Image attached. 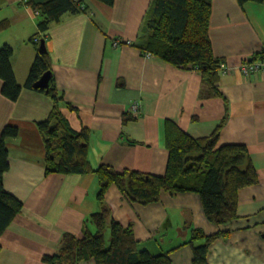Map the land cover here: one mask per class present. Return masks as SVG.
Returning a JSON list of instances; mask_svg holds the SVG:
<instances>
[{"label": "crops", "instance_id": "0c3cea01", "mask_svg": "<svg viewBox=\"0 0 264 264\" xmlns=\"http://www.w3.org/2000/svg\"><path fill=\"white\" fill-rule=\"evenodd\" d=\"M85 4L87 12L65 14L50 27L46 46L63 95L60 108L74 129H89L94 167L108 164L119 171L164 174L169 157L165 121H174L194 137L209 136L228 105L218 145L245 144L259 173L258 183L239 190L238 217L227 225L207 219L197 193L163 192L159 202L145 205L115 185L105 194L112 216L131 225L141 246L153 253L172 249L173 264H192V248L184 244L192 228L207 234L229 231L228 237L211 244L209 264H264V69L250 74L239 69L264 50V2L241 6L238 0L212 1V48L229 70L220 72L223 95L207 99L200 97L199 70L147 56L136 45L144 38L152 0ZM5 18L11 24L0 30V46L13 47L15 74L24 85L37 54L30 38L37 31L38 16L25 0H0V21ZM116 40L123 43L116 46ZM2 86L0 78V136L9 124L19 130L7 140L4 186L24 207L0 238V264H48L43 256L58 250L62 234L82 237L85 220L101 209L99 181L95 173H46V148L37 124L49 115L52 98L23 86L18 99L11 100L2 94ZM133 102H140L141 113L133 114ZM127 115L134 119L125 122ZM87 227L95 229L91 223Z\"/></svg>", "mask_w": 264, "mask_h": 264}, {"label": "trees", "instance_id": "16d2710c", "mask_svg": "<svg viewBox=\"0 0 264 264\" xmlns=\"http://www.w3.org/2000/svg\"><path fill=\"white\" fill-rule=\"evenodd\" d=\"M87 0H25L37 13V31L30 41L37 47L24 85L20 84L13 67V47L0 46V78L2 94L17 100L23 86L45 93L53 100L52 109L38 129L46 148V173L87 174L95 173L99 181L97 200L101 209L85 220V232L78 237L64 232L58 250L44 255L48 264H79L94 260L96 264H173L171 251L153 253L141 246L131 225L116 220L105 200L111 185H115L131 200L141 204L156 203L163 192L176 195L197 193L207 219L215 225H227L238 217V192L241 188L259 182V173L245 144L218 145L220 132L228 116L226 113L209 136L194 137L172 120L164 123L165 146L169 152L167 168L158 175L133 169L119 171L108 164L94 167L89 159V129H74L60 108L63 95L59 92L52 70L49 51L40 52L42 39L50 27L59 23L65 14L87 12ZM113 5L115 0H97ZM213 0H152L146 20L145 35L136 44L144 53L157 55L180 68H194L201 72L202 99L220 97L221 69L225 59L214 54L209 35ZM241 6L264 0H238ZM5 18L0 30L10 26ZM131 44H133L131 42ZM264 61V50L256 52L249 61ZM45 72H50L48 88H35L34 83ZM73 108L71 105H68ZM127 115L124 121L132 120ZM18 127L6 125L0 136V238L15 216L22 212L23 201L4 186V174L9 168L7 140L18 135ZM130 143H135L129 139ZM95 226L94 231L87 224ZM110 231L109 239L106 233ZM229 231L213 234L201 228H192L189 244L193 251L192 264H209L211 244L220 237H228ZM182 244V245H184ZM179 247V246H178ZM174 249V248H173Z\"/></svg>", "mask_w": 264, "mask_h": 264}, {"label": "built area", "instance_id": "2783aa9c", "mask_svg": "<svg viewBox=\"0 0 264 264\" xmlns=\"http://www.w3.org/2000/svg\"><path fill=\"white\" fill-rule=\"evenodd\" d=\"M125 43H128L130 44L131 42L130 41H124ZM123 43V41L121 40H116L115 41V45H119ZM147 56H151L152 54L151 53H146ZM239 69L241 70V72H243L244 74H250V73H253V72H256L260 69H264V61H260V60H255V61H245V62H242L239 66ZM229 70V67L223 63L222 65V73H226L227 71ZM131 110L133 112V114H139L141 113V104L140 102H133L132 105H131Z\"/></svg>", "mask_w": 264, "mask_h": 264}, {"label": "water", "instance_id": "95a60500", "mask_svg": "<svg viewBox=\"0 0 264 264\" xmlns=\"http://www.w3.org/2000/svg\"><path fill=\"white\" fill-rule=\"evenodd\" d=\"M47 50L46 40L42 39L39 47L40 52H45ZM50 72H45L39 80L34 83L35 88H48L50 81Z\"/></svg>", "mask_w": 264, "mask_h": 264}, {"label": "rangeland", "instance_id": "374dc122", "mask_svg": "<svg viewBox=\"0 0 264 264\" xmlns=\"http://www.w3.org/2000/svg\"><path fill=\"white\" fill-rule=\"evenodd\" d=\"M109 235H110V231H107L106 233L107 239H109Z\"/></svg>", "mask_w": 264, "mask_h": 264}]
</instances>
